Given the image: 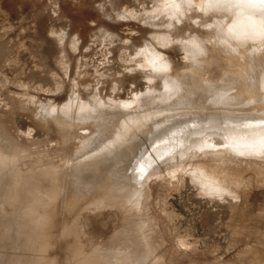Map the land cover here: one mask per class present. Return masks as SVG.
Wrapping results in <instances>:
<instances>
[{
	"label": "rangeland",
	"instance_id": "rangeland-1",
	"mask_svg": "<svg viewBox=\"0 0 264 264\" xmlns=\"http://www.w3.org/2000/svg\"><path fill=\"white\" fill-rule=\"evenodd\" d=\"M238 8L229 18L208 12L209 0H0V139L14 152L0 160L11 174L0 176V264H81L85 254L89 264H264V179L244 189L227 170H205L264 140V45L226 31L262 18ZM215 122L235 139L220 142L214 132L227 126ZM6 180L28 213L2 201ZM55 185L72 193L68 209L61 197L39 202Z\"/></svg>",
	"mask_w": 264,
	"mask_h": 264
},
{
	"label": "bare ground",
	"instance_id": "bare-ground-1",
	"mask_svg": "<svg viewBox=\"0 0 264 264\" xmlns=\"http://www.w3.org/2000/svg\"><path fill=\"white\" fill-rule=\"evenodd\" d=\"M207 6V5H206ZM210 6V5H209ZM259 5H257V7H258ZM205 8H207V7H205ZM239 9V8H238ZM206 10V9H205ZM237 10V9H236ZM207 11V10H206ZM209 12V11H208ZM237 12V11H236ZM241 13V12H240ZM218 14V13H217ZM235 14V13H234ZM239 14V13H238ZM240 15V14H239ZM236 17L237 15H233V17ZM241 16V15H240ZM246 16V15H245ZM238 17V16H237ZM244 17V16H243ZM216 18H218V17H216ZM242 18V17H241ZM253 18V17H252ZM254 18H256V17H254ZM260 18V17H259ZM233 19V18H232ZM257 19V18H256ZM263 19V18H262ZM222 20V19H221ZM236 20H237V18L235 19V22H236ZM254 20V19H253ZM257 20H259V19H257ZM216 21V20H215ZM260 21H261V18H260ZM232 22V21H231ZM230 22V23H231ZM234 22V21H233ZM232 22V23H233ZM238 22V21H237ZM213 23H214V20H213ZM217 23V22H216ZM239 23V22H238ZM240 23H241V21H240ZM251 23V22H250ZM261 23V22H260ZM222 24V23H221ZM237 24V23H236ZM246 24H247V22H246ZM241 25V24H240ZM245 25V24H244ZM230 26V25H229ZM232 26V25H231ZM243 27V26H242ZM227 28H228V26H227ZM217 29V28H216ZM226 31H228V30H226ZM220 33H221V31H220ZM218 35H219V33H217ZM221 35V34H220ZM226 36V35H225ZM223 37V36H222ZM228 37V36H227ZM231 40V39H230ZM257 46H259V45H257ZM261 48V47H260ZM237 50V49H236ZM246 50V49H245ZM262 51V50H261ZM241 53V52H240ZM263 53V52H262ZM232 54V53H231ZM227 55V54H226ZM230 55V54H229ZM229 55H228V58H229ZM264 55V54H263ZM249 56V55H248ZM233 57V56H232ZM231 57V58H232ZM227 58V59H228ZM241 63V62H240ZM231 64V63H230ZM229 64V65H230ZM251 67V66H250ZM255 67V66H254ZM252 68V67H251ZM245 69H246V67H245ZM253 69V68H252ZM261 70L262 69H260V72H261ZM241 73V72H240ZM247 73V72H246ZM252 73V72H251ZM256 73V72H255ZM259 73V72H258ZM257 73V75L259 76V74ZM176 74V73H175ZM182 74H184V73H182ZM250 74V73H249ZM263 74V73H262ZM230 75V74H229ZM232 75V74H231ZM248 75V74H247ZM178 76V75H177ZM246 76V75H245ZM180 77V76H179ZM197 77V76H196ZM199 77V76H198ZM255 77V76H254ZM178 78V77H177ZM228 78V77H227ZM188 79V78H187ZM247 79V78H246ZM249 79V78H248ZM258 79V78H257ZM182 80V79H181ZM232 80V79H231ZM226 81H228V79L226 80ZM184 82V81H183ZM253 82V81H252ZM259 82V81H258ZM257 82V83H258ZM194 83H195V81H194ZM221 83V82H220ZM224 83V82H223ZM229 83H230V81H229ZM241 83V82H240ZM246 83V82H245ZM256 83V84H257ZM261 82H259V85H261L260 84ZM200 84V83H199ZM199 84H198V86H199ZM203 84V83H202ZM231 84V83H230ZM229 84V85H230ZM244 84V83H243ZM183 85V84H182ZM194 85V87H195V84H193ZM197 85V84H196ZM228 85V87H230ZM235 85V84H234ZM259 85H258V87H259ZM202 86V85H201ZM204 86V85H203ZM211 86H214V87H211ZM211 86H208V87H205V89H204V91L207 93V92H209V93H215V91H217V90H219V88L218 87H220V88H222L223 87V84H218V85H211ZM222 86V87H221ZM254 86H256V85H254ZM184 87H186L187 88V90L186 91H188V94L189 93H191V87L189 86V84H187V85H185ZM188 87H190V88H188ZM200 87V86H199ZM238 87V86H237ZM193 88V87H192ZM197 88V87H196ZM226 88H227V86H226ZM239 88V87H238ZM237 88V89H238ZM202 89V88H201ZM224 89V88H223ZM249 89H250V87H249ZM249 89H245V87H240V90L239 91H241L240 93L242 94V93H246V92H248V90ZM185 90V89H184ZM203 90V89H202ZM196 91V90H195ZM194 91V92H195ZM238 91V90H237ZM197 92H198V90H197ZM202 92V94H203V91H201ZM204 92V93H205ZM185 94V93H184ZM194 95H196L197 93H193ZM228 94H231V93H228ZM228 94H227V96H228ZM233 94V93H232ZM186 95V94H185ZM201 95V94H200ZM207 95V94H206ZM212 95V94H211ZM234 95V94H233ZM232 95V96H233ZM246 95V94H245ZM202 96H204V95H202ZM188 97V96H187ZM190 97V96H189ZM188 97V98H189ZM195 97H197V96H195ZM201 97V96H200ZM191 98V97H190ZM215 98V97H214ZM214 98H211L212 100L214 99ZM243 98V97H242ZM241 97H238V98H235V96H233L232 98H228L227 100H228V102L230 101V102H233V101H237V103H239V102H242L243 103V99H242ZM198 99V98H197ZM187 100V99H186ZM200 100V99H199ZM202 100H203V98H202ZM262 100V99H261ZM23 101V100H22ZM25 101V100H24ZM194 101V100H193ZM198 101V100H197ZM201 101V100H200ZM207 101V100H206ZM20 102V101H19ZM202 102V101H201ZM203 102H205V101H203ZM30 103V102H29ZM191 103V102H190ZM192 103H194V102H192ZM245 103H246V101H245ZM252 103V102H251ZM254 103V102H253ZM260 103V102H259ZM25 104V103H24ZM188 104V103H187ZM207 104V103H206ZM205 104V105H206ZM189 105V104H188ZM243 105V104H242ZM246 105V104H245ZM245 105H243V106H245ZM250 105V104H249ZM19 106H23V104L22 105H19ZM89 106V105H88ZM186 106V105H185ZM197 106V105H196ZM207 106V105H206ZM217 106V105H216ZM247 106V105H246ZM226 107V106H225ZM232 107V106H231ZM245 108V107H244ZM81 109V108H80ZM65 110V109H64ZM64 113V112H63ZM79 113V112H78ZM86 114V113H85ZM64 116V115H63ZM90 116V115H89ZM88 117V116H87ZM69 119H72V118H69ZM74 121V120H73ZM72 121V122H73ZM220 121V120H219ZM226 121V120H225ZM230 121V120H229ZM261 121H264V119H262V118H260V122ZM249 123V122H248ZM213 125H226L227 127H225V129L223 128L222 130L223 131H225V132H222V131H218V132H214L215 133V137H218V136H216V133L219 135V138L221 137V139H220V142L222 141V140H224V139H226L227 141H228V139H229V141H231L232 139H235V135L236 134H234L233 136H230V135H227V131L229 132V131H231L232 129L230 128V125L228 124V123H219V124H217L216 122L215 123H213ZM263 126V125H262ZM258 127H260V126H258ZM258 127H255V128H258ZM243 129V128H242ZM260 129V128H259ZM234 130V129H233ZM246 130V129H245ZM237 131H241V130H237ZM244 131V130H243ZM242 131V132H243ZM114 132V131H113ZM110 133H112V132H110ZM131 133V132H130ZM129 133V134H130ZM239 133V134H238ZM237 134V136H242L243 134L245 135V133H241V132H238ZM104 134H105V132H104ZM103 134V135H104ZM107 134H109V132L108 133H106V135ZM102 135V134H101ZM98 136V143L100 142V141H102L101 143H104L103 141H105L106 140V138L105 137H107V136ZM114 135V134H113ZM113 135H112V137H113ZM109 136V135H108ZM110 137V136H109ZM129 137V136H128ZM214 136H213V138H215ZM260 137H262V138H264V133L262 134V135H260ZM2 138V140L1 141H4V142H1L0 141V160L2 159V158H4L6 155H13L14 154V152H13V149L11 148V146H9L7 143H6V140H5V138H4V140H3V137H1ZM12 138V137H11ZM103 138H104V140H103ZM114 138V137H113ZM219 138H218V140H217V142L219 141ZM97 139V138H96ZM133 139H134V137H133ZM261 139V138H260ZM226 141V142H227ZM216 142V143H217ZM220 142H218L219 144H221ZM225 142V143H226ZM232 142H234V141H232ZM263 142H264V140H262V143L261 144H263ZM6 145H5V144ZM96 143V142H95ZM97 143V144H98ZM101 143H99V144H101ZM217 143V144H218ZM222 143H224L223 141H222ZM236 143V142H235ZM94 144V143H93ZM206 144V143H205ZM215 144V143H214ZM213 143L211 144V145H214ZM233 144V143H232ZM242 144V143H241ZM246 144V143H245ZM260 144V143H259ZM260 144V145H261ZM8 145V146H7ZM201 145V144H200ZM199 145V146H200ZM224 145L225 144H221V146H218V147H224ZM239 145V144H238ZM244 145V144H243ZM247 145V144H246ZM216 146V145H215ZM215 146L213 147L214 149H215ZM233 146H234V144L233 145H231L230 146V148L232 147V149H233ZM236 146V145H235ZM257 146H258V144H257ZM256 146V147H257ZM13 147V146H12ZM93 147H95L94 145H93ZM211 147V148H212ZM217 147V146H216ZM222 147V148H223ZM238 147V146H237ZM240 147V146H239ZM238 147V148H239ZM244 146H242V148H243ZM89 148H92V146H90ZM210 148V147H209ZM222 148H221V150H222ZM236 148V147H235ZM198 149V148H197ZM204 149V148H203ZM217 149V148H216ZM220 149V148H219ZM227 149V148H226ZM226 149H225V151H226ZM243 149H245V150H247V151H249V149L247 148V147H244ZM90 150H92V149H90ZM89 150V151H90ZM199 150V149H198ZM197 150V151H198ZM224 150V149H223ZM230 150V149H229ZM245 150L244 151H242V152H244L245 153ZM21 151V150H20ZM219 151V150H218ZM237 151V150H236ZM239 151V150H238ZM241 151V150H240ZM228 151H226V153H227ZM230 152H231V150H230ZM235 152V151H234ZM204 153V152H203ZM223 153V152H222ZM263 153H264V151H263ZM218 154V153H217ZM228 154V153H227ZM194 155V154H193ZM196 155V154H195ZM220 155V154H219ZM222 155V154H221ZM229 155V154H228ZM235 155H237L236 153H235ZM234 154L231 156V154L229 155V156H227L226 154L224 155V153H223V155L222 156H220V158H222L223 160H222V162L220 161V163L219 162H214L213 163V165H212V167H210V166H208L205 170L206 171H212V173H214L215 172V174H216V172L217 171H219V170H221L222 169V171H225V170H227V172L225 171V173L224 174H222L224 177H227V178H229V177H231V179L232 180H234L233 182L234 183H236V184H238L241 188H244L245 189V187L246 186H248V185H251L252 183L254 184V182L255 181H260V179L262 180V179H264V164L263 165H261V162H260V160H262V158H260V160H259V157H263V156H261L262 154H259L258 156H256V157H258L257 159L259 160L258 162L259 163H257V162H252V160L251 161H249V159H251V158H254V155H248V153L246 154V156H235ZM201 155H199V156H197L198 158H199V160L201 159V157H200ZM141 157V156H140ZM98 158V157H97ZM143 158H145V157H143ZM142 158V159H143ZM192 158V157H191ZM191 158L189 159V160H191ZM193 158H196V157H193ZM219 158V157H218ZM256 159V158H255ZM256 159V160H257ZM197 160V159H196ZM198 160V161H199ZM220 160V159H219ZM254 160V159H253ZM145 161V160H144ZM195 161V160H194ZM147 162V161H146ZM150 162V161H149ZM154 162V161H153ZM191 162H193V161H191ZM224 162V163H223ZM93 163V162H92ZM96 163V162H95ZM190 163V162H189ZM197 163V162H196ZM216 163H218V165L216 164ZM262 163H264V162H262ZM79 164V163H78ZM174 164V163H173ZM193 164V163H192ZM199 164H200V162H199ZM216 164V165H215ZM186 165V164H185ZM137 166V165H136ZM200 166V165H199ZM221 166H223V168H221ZM192 167H193V165H192ZM197 167V166H196ZM115 168V167H114ZM143 168H145V167H143ZM190 168V167H189ZM195 168V167H194ZM116 169V168H115ZM142 169V168H141ZM232 169V170H231ZM192 170V169H191ZM196 170V169H195ZM230 170V171H229ZM234 170V171H233ZM158 171V170H157ZM231 171H233V172H231ZM141 172V171H140ZM124 173V172H123ZM206 173V172H205ZM207 173H209V172H207ZM263 173V174H262ZM8 173H6V174H4V173H2L1 172V170H0V176H3V175H7ZM139 174V173H138ZM215 174H213V175H215ZM262 174V175H261ZM9 176L11 175V174H8ZM124 175V174H123ZM126 175V174H125ZM209 175H211L210 173H209ZM244 175V176H243ZM8 177V176H7ZM6 177V178H7ZM128 177H129V175H128ZM139 177V176H138ZM108 178V177H107ZM211 178V177H210ZM214 177L212 176V179H213ZM131 179H133V178H131ZM225 179V178H224ZM230 179V178H229ZM208 180H211V179H208ZM207 180V181H208ZM219 181L218 179H216V177H215V181ZM226 180V179H225ZM228 180V179H227ZM231 180V181H232ZM10 181H12V180H10ZM216 181V182H217ZM111 182H113V181H111ZM213 182V181H212ZM221 182V181H220ZM220 182H217V183H220ZM261 182V181H260ZM100 183V182H99ZM208 183V182H207ZM210 183V182H209ZM216 183V184H217ZM263 183V182H262ZM113 184H114V182H113ZM235 184V185H236ZM255 184H256V182H255ZM257 184H259V182L257 183ZM256 184V185H257ZM211 185V184H210ZM234 185V184H233ZM232 185V186H233ZM260 185H261V183H260ZM264 185V184H263ZM262 185V186H263ZM14 186V185H13ZM12 185H11V183L9 184V182L6 180L4 183H3V189L6 191V194L8 195V196H5V195H2V196H4L3 197V199H2V201H4L5 202V204H12L13 203V205H15V206H13V208L14 209H16V208H22V210L26 213H28V211H27V208L28 207H26V198H25V196L24 195H19V194H16V195H12V194H9V190H11L12 189V187H13ZM56 186V190L54 191L53 190V192H51V193H48L47 195H42L41 196V198L40 197H38V200H39V202H45L46 204H51L52 202H55L56 200H59L60 199V197L62 198V199H64V202H67L66 204H65V206H62L60 203H59V205H58V210H64V209H68V206L70 205V200L72 199V196H71V194L72 193H70V192H64V191H62V193L60 194V189L62 188V186L60 187V189H57V187L58 186H60V185H55ZM219 186H221V184H219ZM231 186V187H232ZM69 187L70 188H72V191H74V189L75 188H78V184H76V182H75V180L73 179V180H70L69 181ZM75 187V188H74ZM236 187H237V185H236ZM212 188V187H211ZM228 188V187H227ZM249 188V187H248ZM103 190L104 189V184L103 183H101V184H99V185H97V187H96V190ZM113 189V188H112ZM229 189V188H228ZM3 190V191H4ZM223 190V189H222ZM31 196H30V199L31 200H35V198H33L32 199V194L34 195H36L37 193H38V191H37V188H36V186H32L31 187ZM227 191V190H226ZM229 191V190H228ZM231 191V190H230ZM237 192L236 193H238L239 191L238 190H236ZM243 190H241V192H242ZM109 192L110 193H113V192H111V190L109 189ZM109 193V194H110ZM105 194V193H104ZM114 194V193H113ZM113 194H110V195H107V193H106V195L108 196V199H107V203H109V201H110V197H116L115 196V194L113 195ZM244 194V193H243ZM246 194V193H245ZM117 195V194H116ZM239 195H240V192H239ZM10 196V197H9ZM105 196V195H104ZM240 197V196H239ZM69 198H71V199H69ZM94 198H95V196H94ZM100 199V198H99ZM92 200V199H91ZM95 200V199H94ZM96 200H98V199H96ZM95 200V201H96ZM94 201V202H95ZM70 202V203H69ZM73 202V201H72ZM17 203H19V204H17ZM141 205H142V203H140ZM77 208V207H76ZM142 208V207H141ZM141 208H140V212L142 211L141 210ZM78 209V208H77ZM17 210V209H16ZM136 210V209H135ZM48 210H46V212H47ZM75 211H77L76 209H75ZM21 212V211H20ZM23 212V213H24ZM46 212H45V214H44V212H43V218H44V216H46ZM58 212V211H57ZM139 212V213H140ZM41 213V212H40ZM40 213H37V214H34V215H38L39 214V216H40ZM50 213V212H49ZM54 213H55V211H54ZM100 213V212H99ZM101 213H103V214H105L106 215V213L107 212H105V211H101ZM142 213V212H141ZM141 213H140V217H141ZM15 213H13V220L14 219H16V221L18 220V218H15L16 217V215H14ZM42 214V213H41ZM60 214V213H59ZM21 215H22V213H21ZM56 215L57 214H53V211H52V213H50V221H52V223L53 222H55L56 220H58V218L59 219H62V217L61 216H59V217H56ZM23 216V215H22ZM25 216V215H24ZM78 216V215H77ZM96 216V215H95ZM98 216V215H97ZM34 217V216H33ZM48 217V216H47ZM46 217V218H47ZM43 218H42V220H43ZM108 218V217H107ZM48 219V218H47ZM41 220V221H42ZM59 221V220H58ZM49 224H50V222H49ZM46 225V224H45ZM57 226V225H56ZM23 227H24V225H21V227H20V229H23ZM46 229V228H45ZM54 230V229H53ZM141 230V229H140ZM145 230V229H144ZM146 231V230H145ZM52 232V231H51ZM21 234V233H20ZM146 235V234H145ZM18 237H19V234H18ZM143 237V236H142ZM147 237H149V235H147ZM22 240V239H21ZM148 240V239H147ZM150 240H151V238H150ZM156 241V240H155ZM153 243V242H152ZM151 243V245H153ZM156 243V242H155ZM159 244V243H158ZM158 244H156V245H158ZM147 246V245H146ZM158 246H160V244L158 245ZM152 247V246H151ZM155 247V246H154ZM153 247V248H154ZM161 247V246H160ZM159 247V248H160ZM148 249V248H147ZM158 249V248H157ZM122 250V249H121ZM159 250V249H158ZM153 251H154V249H153ZM159 251H162V248L159 250ZM123 252V251H122ZM163 252V251H162ZM155 253V252H154ZM160 254H162V253H160ZM87 255V256H86ZM159 256V255H158ZM166 258V257H165ZM97 259V258H96ZM158 259V258H157ZM94 260V259H93ZM167 260V259H166ZM28 261V260H27ZM80 261L82 262L81 264H89L90 262H88V261H90V257H88V254H85V256H83V257H81L80 258Z\"/></svg>",
	"mask_w": 264,
	"mask_h": 264
},
{
	"label": "snow or ice",
	"instance_id": "snow-or-ice-1",
	"mask_svg": "<svg viewBox=\"0 0 264 264\" xmlns=\"http://www.w3.org/2000/svg\"><path fill=\"white\" fill-rule=\"evenodd\" d=\"M186 2L190 3V0H186ZM209 5L210 6L208 11L212 14L219 12L221 14H226L229 16V18H231L232 11H234L237 7H239L240 12L242 14L246 13L250 20L252 17H256V16L264 18V0H209ZM257 5H259L260 7H257ZM228 39L234 40L240 44L247 42H251L255 44L257 41H259L261 45H264V19H262V23L260 26H257V23L254 21L250 23V25L245 26L243 28L240 26L239 23L232 25L228 29ZM224 43H227V40H225ZM196 47L198 54H203L202 50L199 49V46ZM101 107H103V105H101ZM123 107L127 109L130 106L124 105ZM53 111H55V109ZM261 123H264V121H261ZM109 147L110 146H106V149H108ZM205 147H210V146L206 145ZM224 147H229V146L224 145ZM245 147H247L250 150V154L252 155H259L261 154V150H264V144L261 145L260 149L256 148L255 143H250L248 145H245ZM200 150L202 151L203 149ZM233 151H235V147H233ZM236 154L243 156L245 153L237 152ZM160 159L162 161L164 158L161 157ZM141 179H143V177ZM173 179H175L174 175H173ZM213 193L219 194V189H211L208 192V194H213ZM129 203L133 207L138 206V200L136 198L130 200Z\"/></svg>",
	"mask_w": 264,
	"mask_h": 264
}]
</instances>
